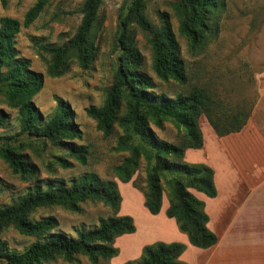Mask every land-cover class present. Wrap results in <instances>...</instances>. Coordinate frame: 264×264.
Returning <instances> with one entry per match:
<instances>
[{"label": "trees", "instance_id": "1", "mask_svg": "<svg viewBox=\"0 0 264 264\" xmlns=\"http://www.w3.org/2000/svg\"><path fill=\"white\" fill-rule=\"evenodd\" d=\"M49 0H36L25 13L22 22L3 17L0 19V95L5 104L17 111L20 132L63 148L66 154L85 165L88 148L76 145L82 133L74 122V111L68 102L56 98V108L44 120L32 98L43 84V75L32 72L28 60L20 59L15 50V37L21 27L31 25L44 10ZM103 0H83L79 12L80 24L74 35L59 46H46L50 59L46 75L57 78L69 72L72 62L87 70L94 62L97 47L92 30ZM4 4V0H2ZM225 0H176L172 6L178 22L179 34L185 38L188 51L197 54L217 37L218 17L224 10ZM144 0H128L117 25L116 68L110 88L99 107H88L85 113L96 122L105 136L117 127L121 134L114 150L125 154L113 169L121 183H128L144 164V180L136 178L132 186L142 194L143 207L152 216L160 213L165 193L168 206L165 217L173 219L178 231L186 235L188 243L198 249L216 245L218 238L208 227L204 203L190 190L208 198L216 196L214 172L205 164L189 163L185 151L202 147V131L198 121L204 116L217 137L238 133L246 125L253 104L228 105L208 87L194 85L185 93L171 97L156 91L157 85L145 72V64L134 41L135 26L141 32H151L145 16ZM160 29L162 45L152 44L151 69L162 83L184 86L186 69L180 47L165 16ZM0 111V128L6 124ZM176 130L175 142L159 139L153 128L163 130L164 124ZM0 159L22 181L35 175L34 167L16 152L9 143L0 147ZM58 161L64 168L70 163ZM98 202L109 208L111 215L99 218L97 225L79 230L75 237L57 231L53 218L33 220L31 214L39 208L60 207L79 213L81 204ZM121 197L115 182L102 180L93 173L84 174L69 184L34 185L9 205L0 206V232L13 228L19 234L35 239L22 252L9 251L0 242V264H47L62 259L72 262L85 256L92 264L110 260L118 255L114 240L135 232L133 219L118 215ZM186 246L179 242L156 241L142 247L137 259L125 264H186L180 260Z\"/></svg>", "mask_w": 264, "mask_h": 264}, {"label": "rangeland", "instance_id": "2", "mask_svg": "<svg viewBox=\"0 0 264 264\" xmlns=\"http://www.w3.org/2000/svg\"><path fill=\"white\" fill-rule=\"evenodd\" d=\"M36 0H0V19L9 17L23 20L25 13ZM83 0H49L38 18L28 27H21L15 37V50L20 59L28 60L32 72L43 75V84L32 98L44 120H48L56 108V98L68 102L74 111V122L82 133L76 145L88 148L85 165H81L65 150L50 142L20 132L17 111L8 107L0 95V111L4 114L6 124L0 128V147L9 143L21 153L25 160L35 169V175L29 181H22L13 174L8 165L0 159V206L9 205L19 196L24 195L34 185H56L70 181L88 173L97 175L102 180L116 183L121 203L118 215H127L133 219L135 232L114 240L118 255L110 260H98L95 264H125L139 257L141 249L156 241L172 242L170 223L162 218H151L143 207L142 194L132 186L136 178L144 180V164L128 183H121L114 175L113 169L119 165L125 154L116 152L120 130L115 127L113 133L105 136L97 129L96 122L88 118L85 109L99 107L113 79L116 68L117 25L122 9L128 0H103L97 22L92 30V38L97 47L94 62L87 70H81L74 62L68 73L61 77L50 78L46 68L50 59L44 50L46 46H59L68 41L80 24L79 9ZM145 16L152 26L151 32H141L130 26L134 32V41L140 51L145 72L157 85L156 91L171 97L174 93H185L194 85L212 89L224 103L234 106L252 105L264 109V0H225L224 10L218 17V34L204 50L197 54L188 51L184 37L179 34L178 22L173 15L172 6L176 0H144ZM165 16L180 47L187 82L178 86L171 82L162 83L151 69L152 44L162 45L161 27ZM202 135H206L210 126L204 116L198 121ZM161 140L175 142L176 130L166 123L163 130L153 128ZM62 158L70 167L64 168L58 161ZM163 195V208L167 204ZM79 213L60 207L36 209L33 220L53 218L57 222V231L66 236L75 237L79 230L92 229L99 218H106L112 213L109 208L98 202L87 201ZM161 211V210H160ZM0 242L6 243L9 251L24 252L35 242L34 238L19 234L9 227L0 232ZM199 254L189 251L187 256L193 264L197 263ZM47 264H92L85 256H77L72 262L60 258Z\"/></svg>", "mask_w": 264, "mask_h": 264}, {"label": "crops", "instance_id": "3", "mask_svg": "<svg viewBox=\"0 0 264 264\" xmlns=\"http://www.w3.org/2000/svg\"><path fill=\"white\" fill-rule=\"evenodd\" d=\"M202 139V147L186 150L184 159L214 172V198L190 191L204 203L207 227L218 241L204 250L192 247L174 220L164 215L172 242L186 246L180 260L193 264L187 254L196 251L201 254L195 264H264V109L255 107L238 133L217 137L210 128ZM167 206L163 208L162 200L160 213L150 217L162 218Z\"/></svg>", "mask_w": 264, "mask_h": 264}]
</instances>
